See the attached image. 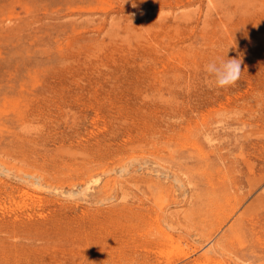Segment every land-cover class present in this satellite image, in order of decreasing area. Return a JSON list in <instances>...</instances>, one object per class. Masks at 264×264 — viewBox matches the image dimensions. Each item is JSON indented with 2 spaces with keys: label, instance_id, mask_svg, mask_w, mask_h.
I'll return each instance as SVG.
<instances>
[{
  "label": "rangeland",
  "instance_id": "374dc122",
  "mask_svg": "<svg viewBox=\"0 0 264 264\" xmlns=\"http://www.w3.org/2000/svg\"><path fill=\"white\" fill-rule=\"evenodd\" d=\"M0 264H264V0H0Z\"/></svg>",
  "mask_w": 264,
  "mask_h": 264
},
{
  "label": "clouds",
  "instance_id": "9594fccd",
  "mask_svg": "<svg viewBox=\"0 0 264 264\" xmlns=\"http://www.w3.org/2000/svg\"><path fill=\"white\" fill-rule=\"evenodd\" d=\"M228 52L229 49L225 55L210 58L202 69L206 82L218 90L235 86L243 72L242 56L238 54L236 58H230Z\"/></svg>",
  "mask_w": 264,
  "mask_h": 264
},
{
  "label": "bare ground",
  "instance_id": "6f19581e",
  "mask_svg": "<svg viewBox=\"0 0 264 264\" xmlns=\"http://www.w3.org/2000/svg\"><path fill=\"white\" fill-rule=\"evenodd\" d=\"M253 9V8H252ZM231 21V20H230ZM244 22V21H243ZM230 27V26H229ZM130 39V38H129ZM134 44H136V43H134ZM208 46V45H207ZM143 48V47H142ZM204 51V50H203ZM136 53V52H135ZM123 54V53H122ZM139 55V54H138ZM189 61V60H188ZM201 70H202V68H201ZM167 114V113H166ZM38 181V180H37ZM23 182V181H22ZM32 182V181H31ZM30 182V183H31ZM33 183H35V181L33 182ZM40 183V182H39ZM112 183V182H111ZM87 184V183H86ZM34 185V184H33ZM42 185V184H41ZM31 186V185H30ZM86 186H88V185H86ZM90 186V185H89ZM125 187V186H124ZM124 189V188H123ZM22 191V190H21ZM59 193V192H58ZM28 194V193H27ZM79 194V193H78ZM127 194V193H126ZM65 196V195H64ZM80 196V195H79ZM123 196L124 197H126V195H124L123 194ZM70 197V196H69ZM68 199V198H67ZM125 199V198H124ZM37 213V212H36ZM137 216V215H136ZM141 216V215H140ZM156 216V215H155ZM140 219V218H139ZM162 219V218H161ZM167 232V231H166ZM161 234H163V235H167V234H165L164 232L162 233V232H160ZM168 236V239H170L171 240V236H170V234L169 235H167ZM167 239V240H168ZM173 239V238H172Z\"/></svg>",
  "mask_w": 264,
  "mask_h": 264
}]
</instances>
